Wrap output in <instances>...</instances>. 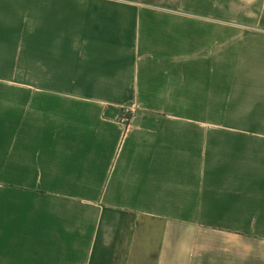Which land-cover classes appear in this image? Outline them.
Here are the masks:
<instances>
[{
	"label": "crops",
	"instance_id": "crops-1",
	"mask_svg": "<svg viewBox=\"0 0 264 264\" xmlns=\"http://www.w3.org/2000/svg\"><path fill=\"white\" fill-rule=\"evenodd\" d=\"M0 264H264V0H0Z\"/></svg>",
	"mask_w": 264,
	"mask_h": 264
},
{
	"label": "built area",
	"instance_id": "built-area-1",
	"mask_svg": "<svg viewBox=\"0 0 264 264\" xmlns=\"http://www.w3.org/2000/svg\"><path fill=\"white\" fill-rule=\"evenodd\" d=\"M123 120H124V121H126L127 119H126V118H124Z\"/></svg>",
	"mask_w": 264,
	"mask_h": 264
}]
</instances>
